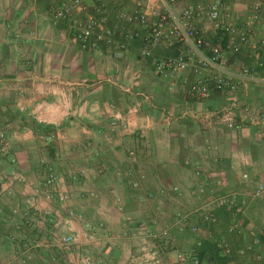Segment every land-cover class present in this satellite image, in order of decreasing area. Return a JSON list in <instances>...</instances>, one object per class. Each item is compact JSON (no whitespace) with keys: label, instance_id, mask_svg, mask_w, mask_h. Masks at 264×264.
<instances>
[{"label":"crops","instance_id":"1","mask_svg":"<svg viewBox=\"0 0 264 264\" xmlns=\"http://www.w3.org/2000/svg\"><path fill=\"white\" fill-rule=\"evenodd\" d=\"M58 1L0 0V132L11 146L10 155L0 153V264H77L85 255L94 264H137L143 246H159L168 264H180L177 252L189 255L196 241L209 246L220 239L232 249L226 264H264L236 254L258 238L262 245L255 251L264 258V190L256 194L264 187V119L252 124L246 114L264 112V11L251 25L248 44L233 54L207 7L219 2L222 20L242 26L255 0H165L175 15L200 8L194 26L210 46L224 45L228 72L241 66L256 71L235 93L220 94L209 85L208 98L195 100L180 87L183 74L166 78L152 66V60L178 56L184 46H157L143 60L144 27L116 20L134 9L150 15L163 0H83L91 13L102 8L107 26L139 33L123 51L104 44L81 50L70 20L52 21L49 9ZM226 110L233 129L219 120ZM34 123L53 128L51 137L35 135ZM41 159L54 167L65 203L44 198ZM195 164L220 202L212 211L215 224L201 221L202 201L193 191L202 180L194 177ZM231 198L239 211L235 218L225 210ZM27 202L40 211L27 213ZM69 210L80 219L69 217ZM177 215L187 222L174 225ZM235 220L240 235L227 231ZM85 222L101 225L93 239ZM139 224L155 234L171 224L167 245L138 236ZM71 234L75 245L60 249L55 238ZM22 242L40 246L25 258ZM206 258L200 264H209Z\"/></svg>","mask_w":264,"mask_h":264},{"label":"built area","instance_id":"2","mask_svg":"<svg viewBox=\"0 0 264 264\" xmlns=\"http://www.w3.org/2000/svg\"><path fill=\"white\" fill-rule=\"evenodd\" d=\"M252 14L247 24L242 26L233 25L230 22H224L221 18V4L217 1L212 2L207 7V16L214 30L221 33L231 42L230 51L237 54L241 46L247 45L252 36L251 25L255 22L261 12L264 11V0H255L252 7ZM200 8L188 7L179 15H175L163 0L161 5L153 7L150 15L141 9H134L130 13L119 12L116 20L119 22L132 20L144 27L145 31L142 36V43L139 56L143 60L151 59L152 50L157 46L163 48H171L176 45H182L185 51L176 57H169L161 60H152V66L157 75L166 78H176L179 74L184 77L180 82V87L185 88V94L188 98L195 100H205L209 96V85L213 90L220 94H232L239 90L241 83L246 79H254L256 77L255 68L241 66L238 73L233 74L227 71V59L222 48L219 45L210 46L207 44L201 33L194 26V19L200 12ZM49 14L53 23L68 18L72 29V36L75 43L83 51L96 50L100 45L104 44L108 47H114L116 50L123 51L129 41L138 36V32L132 29H123L109 27L103 18L102 8L100 6L93 7L92 13L89 11L87 4L83 0H59L55 6L50 7ZM264 45V40L260 41ZM209 50L208 53L205 50ZM261 66V64H258ZM191 73L194 80L190 81L187 74ZM256 80V79H255ZM264 83V82H263ZM246 114L248 120L252 124H259L264 119V112L256 109H247ZM220 122L228 129H233L234 121L230 110L223 111L220 114ZM10 149V143L4 133L0 132V153L5 155ZM129 158L133 160L134 151L129 152ZM39 164L44 174V198L51 200L56 197L61 204L68 200L66 193L57 192V178L54 167L45 159H41ZM194 177L201 179L197 189L193 191L198 199L202 201L199 212L203 223L215 224L216 219L212 215L214 208L220 207V202L212 195V189L205 183L203 173L198 165H194ZM22 180V178H18ZM264 187L258 186L256 194L263 192ZM172 192L180 194L178 187H173ZM26 212L29 210L40 211L39 206L27 202ZM225 210L233 218L239 211L236 209V200L229 199L226 202ZM68 216L80 219L72 210L68 211ZM187 222V216L177 215L175 224H184ZM85 229L89 233V239L94 238L95 231L101 227L100 224L93 225L85 222ZM171 229V224L165 226L160 234L151 232L145 224H139L136 234L143 238H149L152 242L158 241L163 246L167 243L165 238ZM191 234H197L198 229L195 226L188 228ZM228 233L242 234L243 230L236 220L228 227ZM14 240L16 238H13ZM56 244L60 249L67 250L70 246L75 245L77 236L66 235L64 237H56ZM262 245L258 238H254L250 244L241 248L236 254L248 259L249 257L256 262H263L264 258L255 249ZM40 246L39 242L26 243L22 242L19 249L25 258L28 252ZM201 246V241H196L195 247ZM215 247L225 256H231L232 249L228 242L224 239L215 241ZM137 264H168L162 256L159 246H143L137 253ZM189 260V263H188ZM249 260V259H248ZM176 261L180 264H200V260L194 250L189 255L183 253L176 254ZM77 264H94L90 256H80ZM217 264V263H211Z\"/></svg>","mask_w":264,"mask_h":264},{"label":"trees","instance_id":"3","mask_svg":"<svg viewBox=\"0 0 264 264\" xmlns=\"http://www.w3.org/2000/svg\"><path fill=\"white\" fill-rule=\"evenodd\" d=\"M219 37H221L222 39L225 40L224 43H227V38L224 36H221L219 35ZM218 44V43H216ZM220 46H224L222 43H220ZM32 130L33 132L35 133V135L37 136H43L44 138H47V137H51V135L53 134L54 132V129L53 128H50L48 126H44L42 124H37V123H34L32 125ZM11 154V146H10V149L9 151L4 155H10ZM41 166V165H40ZM43 171V170H42ZM194 251L196 252L197 254V257L199 258L200 260V263L204 260V258H206L209 262V264L211 263H217V264H226L227 261L232 258V255L231 256H228V257H225L223 256L219 250H217V248L215 247V244L212 243L211 245H201L200 247L194 249ZM188 263H189V260H188Z\"/></svg>","mask_w":264,"mask_h":264},{"label":"rangeland","instance_id":"4","mask_svg":"<svg viewBox=\"0 0 264 264\" xmlns=\"http://www.w3.org/2000/svg\"><path fill=\"white\" fill-rule=\"evenodd\" d=\"M182 244V243H181ZM252 263V262H251Z\"/></svg>","mask_w":264,"mask_h":264}]
</instances>
